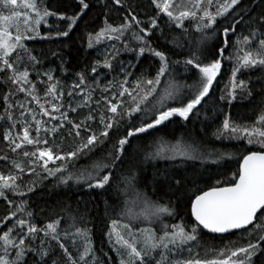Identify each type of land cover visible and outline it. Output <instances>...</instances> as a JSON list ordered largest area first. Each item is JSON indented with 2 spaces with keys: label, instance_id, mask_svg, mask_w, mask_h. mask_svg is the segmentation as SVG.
<instances>
[{
  "label": "snow or ice",
  "instance_id": "1",
  "mask_svg": "<svg viewBox=\"0 0 264 264\" xmlns=\"http://www.w3.org/2000/svg\"><path fill=\"white\" fill-rule=\"evenodd\" d=\"M259 2L264 4V0ZM99 3L106 16L112 12L125 15L119 24L113 26L106 19L95 36L89 33L87 47L94 48L104 37L117 40L123 50L135 53L137 63L114 65L120 49L113 44L112 51L97 49V58L89 69L75 73L76 79L63 86L50 69L41 71L49 56L59 58L63 64L60 52L56 48L37 52L25 41L51 42L69 37L91 7L89 0H77L78 11L71 15L50 10L43 0H24L28 11L23 13L17 11L19 0H0V74H4L5 83L15 86V92L24 93L31 98L27 102L37 106L10 103L13 91L3 97L7 115L0 120L6 119L10 125L3 140L10 145L13 158L0 155V161L10 160L8 173H0V199L9 205L8 214L0 220V264H108L92 247L90 230L84 215L78 212L79 204L77 210L70 202L65 204L62 212L46 223L37 219L28 194L37 187L46 188L43 181L49 178L65 195L99 190V195L107 197L105 215L115 213L117 217L111 219L108 237L111 241L115 236L112 250L119 264H264V99L252 125L231 123L225 116L217 127L216 139L244 140L248 147L240 152L238 167L231 176L217 179L206 188L199 187L200 182L183 166L189 162L193 166L196 162H223L227 166L236 158L234 153L208 151L190 132L172 138L154 134L177 123L173 119L176 117L184 122L201 115L210 119L204 106L212 99L210 93L225 59L233 63V68L229 83L221 90L219 105L231 106L238 97L251 100L257 91L253 75L259 80L264 98V11L254 15L244 0H148L147 6L140 0ZM147 7L152 11L148 12ZM142 9L144 20L139 18ZM49 17L64 23L49 24ZM42 22L49 27L47 35L39 31ZM193 25L197 35L192 34ZM167 26L180 31L165 32ZM129 33L135 46L124 39ZM170 35L174 47L187 49L184 58L173 60L167 51L154 46V38L168 40ZM213 37L219 42L209 59L206 51ZM146 52L156 58L154 73L152 68L137 71ZM102 71L112 76L103 84L98 80ZM30 72H35L39 83L47 85L45 103H41ZM189 72L192 83L181 78ZM245 73L249 75L245 77ZM98 90L101 96L94 100ZM101 102L105 110L93 114L90 105L95 103L99 109ZM65 103L67 110H63ZM16 108L20 110L18 116L13 115ZM84 108L88 113L79 122L69 119V112ZM97 118L100 127L94 131L90 122ZM17 125L22 134L13 135ZM64 128L74 141L70 151L54 153L51 147H38L49 144V133L54 137ZM33 131L35 136L31 135ZM82 132L87 135L82 136ZM146 133L152 135L151 142L136 143L144 140L142 134ZM109 143L106 155L79 167L74 163L97 146ZM134 144L136 158L129 156ZM28 146L33 150H27ZM159 161L171 162V167L161 169ZM50 163L56 166L51 168ZM146 165L155 169L150 181L143 176ZM11 197L22 199L17 202ZM182 199L187 201L188 219L180 217V222L174 223ZM117 224L122 231L116 230ZM236 230L241 231L243 244L221 250L217 259L199 258L197 250L207 234Z\"/></svg>",
  "mask_w": 264,
  "mask_h": 264
},
{
  "label": "trees",
  "instance_id": "2",
  "mask_svg": "<svg viewBox=\"0 0 264 264\" xmlns=\"http://www.w3.org/2000/svg\"><path fill=\"white\" fill-rule=\"evenodd\" d=\"M23 0H19V6L21 5ZM141 4L147 6L148 0H140ZM91 7L86 10V14L82 17L80 21H78L76 27H74L73 31L69 34V37L61 38V41H40L32 40L25 41L26 45L30 48L36 49L38 52L41 48L44 51H48L50 48H56L57 51L63 57V64H61V60L56 57L49 56L46 60L43 61V66L41 71L45 69H50L54 76L61 80L63 86L70 85L75 79V73L85 71L89 69V66L95 61L97 58V49L101 51L107 49L112 51L111 46L113 44L116 45L118 49H120L119 55L117 56L116 61H113L114 65H118L119 63H124L127 65L128 63L136 64L137 61L135 59V53L131 51L123 50V44L117 40H109L106 37L101 38V42L96 44L94 48L89 49L87 47L88 39L87 36L89 33H92L95 36V33L99 32L101 28L104 27L106 19L109 23H113V26L119 24L124 12H112L110 13V17L102 14L103 8L99 3V0H89ZM244 4L246 8L252 9L254 15L259 16L262 11H264V4H261L259 0H244ZM43 5L48 7L50 10H54L59 13H63L66 15H71L72 13L78 11L77 0H43ZM17 8V11L21 13L28 11L27 9L23 10L21 7ZM147 11L151 12L152 8L147 7ZM144 10H141L140 19L144 20ZM163 20H167V17H163ZM163 20L158 21L161 23L163 27ZM146 22V21H145ZM231 22V21H229ZM49 24L59 23L63 25V21H57L56 17L48 18ZM187 24L188 21H185ZM239 27V26H238ZM39 31L41 35H47L49 32V27L45 25L43 22L39 26ZM165 32H170L172 34L179 33L180 30L172 29L171 26L164 27ZM193 35H197L194 32L193 25ZM159 36V33H157ZM130 42V46H135L136 42L132 40L131 34L129 33L125 38ZM171 35L168 40L165 39H155L154 38V46L159 49H163L168 52L170 58L173 60L182 59L187 55V49L176 48L170 42ZM219 41L216 37H213L208 41V47L206 51V55L209 59H211V51L215 44ZM57 45H59L57 47ZM231 48L227 50L230 53ZM35 54V53H34ZM227 54V53H226ZM156 60L155 57L150 56L149 53H145L144 57L141 58V62L137 67V71L147 70L152 68L153 62ZM233 63L227 59L222 61V67L220 74L217 76V80L214 82L213 91L210 93L212 99L208 100L207 105H205V109L207 111L210 119L205 120L204 115H201L199 119H193L190 117L191 122L180 121L178 117L173 118L177 121V123H170L167 128L163 129V131L154 133L158 136H167L168 138H172L174 136L178 137L181 135H185L187 133H192V135L201 140L206 148V150L211 152H232L235 155V159L228 162L227 166H224V163L220 164H212L206 163L201 165L199 162H196L193 166V162H189L187 165L183 166L186 169V173L190 176L195 177L200 183L199 187L206 188L209 185L215 184L217 179L223 180L225 177L231 176L233 172H235L238 167V160L240 152H242L247 146L244 140H231V139H216L214 133L217 130L219 125H222V121L227 116L230 119L231 123L239 124V125H252L255 120L258 119L261 112V102L262 98L259 92V80L256 75H253V83L257 87V91L254 93L253 98L251 100L243 99L241 100L239 97L233 105L228 106L224 104L223 106L219 105V96L221 94V90L225 88V86L229 83L231 78ZM154 73V68H152ZM249 73H245V77H247ZM192 73H186L181 78L187 79L188 83H192L191 79ZM33 83L36 84V91L38 96L41 99V103H45V88L46 83H39V78L36 77L35 72H30L29 77ZM102 78V82H107L112 79V76H105L102 71L98 76V79ZM46 79V78H45ZM9 91L15 92V86L10 82L5 83L4 74H0V117H6L7 113L5 112L6 105L4 103L3 97L7 95ZM101 96L100 91L98 90L95 93L94 100ZM207 99V98H206ZM30 97H25L24 93L15 92L13 97L9 98V102L16 104L18 102L25 103V105H29V107L36 108V104L28 103L30 101ZM68 100L67 96L64 97V101ZM215 106V107H214ZM47 107V104H46ZM90 107L93 109V114L97 112H103L105 110V105L101 102L99 109L95 103H92ZM67 110V104L65 103V109ZM19 109L16 108L13 110V115L18 116ZM38 111V109H37ZM215 112V115H213ZM88 113V109H78L77 112H69V119L74 120L75 122H79L83 117ZM43 119L47 120L48 118L44 117ZM49 123V126H51ZM59 123V121L55 122ZM91 127L94 131L99 130L98 118L94 122H90ZM10 127L9 122L4 119L0 120V155H5L11 159L13 158V153L10 151V145L8 142L3 140V135L5 130ZM123 131V129H121ZM154 132V130H151ZM17 132L21 131L20 125H17L14 130H12V134L15 135ZM32 136H35V132H31ZM87 135V133L82 132V136ZM145 139L136 141L139 144L150 143L152 140V135L146 133L142 134ZM45 133L41 132V137L43 138ZM49 144L48 145H39L38 147H51L55 152H68L74 147V141L71 137L68 136L67 128L59 129L57 134L53 137L51 133L48 134ZM115 139V137H113ZM237 147H233V146ZM252 147H256L253 145ZM110 148L109 144L99 145L96 147L95 151L89 153L88 156H81L79 160L74 161L77 167L81 165L87 164L90 160L96 158L100 155H106L108 149ZM23 150V149H22ZM18 150V151H22ZM27 150H33L32 146H28ZM129 156L132 158H136L137 154L135 151V144L133 148L129 150ZM19 158V157H16ZM60 161H56V164H60ZM158 166L161 169L166 167H171V162L159 161L157 162ZM56 164H49V167L54 168ZM10 170V160L9 161H0V173L7 174ZM154 167L152 165H146L143 176L145 179L151 180V177L154 174ZM28 177L25 176V180ZM43 184H46L47 187H37L34 192L28 194L29 197V205L32 211L37 213V219L43 222H48L49 219L56 218L57 213L62 212V208L65 204L71 203V208L73 210H77L81 215H84V222L87 224V228L90 230V239L92 243V247L94 248L96 254L104 257L105 260L108 261V264H119V259L115 251L112 250V243H114L115 236H113L112 240H109L108 233L112 229L111 219L117 218L115 213H111L110 216H106L104 212L105 204L104 201L107 199L106 196H102L98 194V191L89 192L87 190L80 191L78 195L69 193L65 195V192L61 188H57L54 186L52 179L43 181ZM77 191L76 188L73 189V193ZM15 201H19L22 199L21 197H11ZM114 199V198H113ZM186 199H182L180 202V206L177 209L178 216L173 220L174 223L180 222V217H183L185 221H187V210ZM9 205L8 202L0 199V220L8 214ZM117 231H122L121 225H116ZM244 240L241 236V232H236L230 235L221 236L214 234H207L204 239L201 241V246L197 250L199 252V258L204 260H211L219 258V252L221 250H227L235 248L237 245L243 244ZM107 253V256L104 254ZM110 258V259H109Z\"/></svg>",
  "mask_w": 264,
  "mask_h": 264
},
{
  "label": "rangeland",
  "instance_id": "3",
  "mask_svg": "<svg viewBox=\"0 0 264 264\" xmlns=\"http://www.w3.org/2000/svg\"><path fill=\"white\" fill-rule=\"evenodd\" d=\"M23 4H24V0L22 1L21 5H20L19 7H21L23 10H25ZM98 80H100L102 84L105 83V82H102V78H100V79H98ZM26 107H29V105H26ZM48 126H49V125H48ZM49 127H50V126H49ZM50 164H51V163H50Z\"/></svg>",
  "mask_w": 264,
  "mask_h": 264
},
{
  "label": "water",
  "instance_id": "4",
  "mask_svg": "<svg viewBox=\"0 0 264 264\" xmlns=\"http://www.w3.org/2000/svg\"><path fill=\"white\" fill-rule=\"evenodd\" d=\"M205 231H206V230H205ZM236 232H241V231L236 230V231H234V232H232V233H226V234H214V235L226 236V235H230V234H233V233H236Z\"/></svg>",
  "mask_w": 264,
  "mask_h": 264
}]
</instances>
